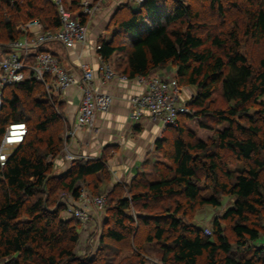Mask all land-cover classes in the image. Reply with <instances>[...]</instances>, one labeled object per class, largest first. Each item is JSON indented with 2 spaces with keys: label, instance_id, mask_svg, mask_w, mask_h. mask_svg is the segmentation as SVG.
I'll return each mask as SVG.
<instances>
[{
  "label": "trees",
  "instance_id": "obj_1",
  "mask_svg": "<svg viewBox=\"0 0 264 264\" xmlns=\"http://www.w3.org/2000/svg\"><path fill=\"white\" fill-rule=\"evenodd\" d=\"M63 1L71 12L81 8L82 0ZM230 13L236 15L232 25ZM32 20L45 31L61 27L51 0H0V44L26 36L21 25ZM81 21L86 23L87 16L81 15ZM109 28L114 35L108 41L99 38V53L117 72L137 78L172 66L179 85L195 91L187 99L194 114L180 115L178 126L166 129L177 134L156 144L167 160L156 163L158 180L136 176L130 197L121 193L114 201L106 195L99 252L107 259L102 264H115L110 256L116 252L109 253L107 239L115 245L132 233L137 236L136 218L145 230L137 260L128 264H146L145 248L151 243L161 252V264H264V247L255 245L264 228V53L254 65L242 50L251 43L264 45V0H144L137 9L122 4ZM217 92L225 107L216 106ZM58 107V98L34 80L3 90L0 142L10 123L25 122L28 132L0 167V264H92L78 255L82 223L70 208L79 200V182L91 178V194L103 195L107 162L102 156L80 158L64 174H53L50 159L64 144ZM191 118L215 129V138H197L187 126ZM222 123L228 126L217 129ZM225 151L241 168L227 169ZM203 179L212 186L211 196L203 194ZM224 196L234 197V204L213 220L212 232L179 217L184 206L220 207ZM167 199H177L176 208L158 209ZM136 204H141L137 217L129 213ZM243 248L253 255L241 253Z\"/></svg>",
  "mask_w": 264,
  "mask_h": 264
},
{
  "label": "built area",
  "instance_id": "obj_2",
  "mask_svg": "<svg viewBox=\"0 0 264 264\" xmlns=\"http://www.w3.org/2000/svg\"><path fill=\"white\" fill-rule=\"evenodd\" d=\"M51 1L57 6L61 27L45 31L39 20H32L21 25L26 36L5 45L0 44V109L3 90L26 80L42 83L47 94L58 99L74 88L77 95L75 119L65 137V142L69 141L73 146L83 128L92 131L98 114L110 110L114 97L104 87L114 79L127 81L130 78L103 60L99 53L101 44H92L90 41V20L102 0H82L81 8L76 12L69 11L63 0ZM81 15L87 16L86 23L81 21ZM52 43H58L68 50L92 46L100 63L96 67L84 61L79 54L80 73L76 74L65 67L47 47ZM137 79L141 90L129 99L130 124L137 125L147 118L163 128L177 127L179 116L191 113L188 100L184 97L185 90L176 77L150 74ZM27 132L25 122L10 123L6 127L0 142V167L6 165L13 151L25 140ZM72 146L67 147L65 144L67 152L63 157L70 163L83 158L75 153ZM106 204V196L93 195L83 188L77 204L70 211L83 225L91 226L94 223L99 228L98 221Z\"/></svg>",
  "mask_w": 264,
  "mask_h": 264
},
{
  "label": "rangeland",
  "instance_id": "obj_3",
  "mask_svg": "<svg viewBox=\"0 0 264 264\" xmlns=\"http://www.w3.org/2000/svg\"><path fill=\"white\" fill-rule=\"evenodd\" d=\"M122 5V4H121ZM121 5H116L120 8ZM131 7L133 9H137L139 7V2L137 0H134L131 2ZM118 8V9H119ZM204 10L207 11V7H202ZM237 12V11H235ZM114 11H108V13H101V6H99V9L96 11L95 16L92 20H90L91 26L93 25L94 28H98V32L101 33L105 31V27L109 26V22L112 20V17L114 16ZM209 13V12H208ZM216 14V13H215ZM211 14L212 18H215L217 21L215 24H220L222 19H220L217 14ZM210 15V14H209ZM235 14H228V22L229 25H232V21L235 20L236 15ZM209 17V18H210ZM179 26V24H176ZM229 27V26H228ZM93 28V29H94ZM111 29V28H109ZM110 32V30H108ZM113 35H114V31ZM112 34V33H111ZM110 35V34H109ZM112 35V37H113ZM247 44V43H246ZM243 53L249 56L252 63L255 65L257 64V61L261 58V55L264 53V45H258L251 43L248 46H244L242 48ZM169 68H173L172 66H169ZM159 71V70H158ZM162 74L166 72L164 75L165 77H175V73H169L168 68L161 69ZM175 74V75H174ZM184 88V97L188 99V96L195 91V89L192 88ZM215 101L216 106L225 107L227 104L222 99V96L220 93L215 94ZM58 111L62 115V125L60 126V134L62 138H64V144L62 147L61 152L59 153L60 156L57 158L52 159V165H53V174H56V168L59 164L61 158L64 157L66 151V147H70L71 144L69 141L65 142V137L68 129L70 128V119L66 118V112H65V105L59 101L58 99ZM191 114H194V111L190 108ZM264 116V115H263ZM200 119H193L191 118L187 122V126L194 130L196 132V137L200 138L205 141H210L213 138H215V129H206L199 126ZM228 126L227 123H222L219 126H216L217 129L223 130ZM135 127L128 125L126 127H123L122 129H108V126H105L103 129H101L99 132H93L94 129L91 131L86 137L88 139L86 140V143H81L83 148L85 147L89 153H95L92 155L103 157L107 162V174H108V180L105 182V187L102 188L101 193H103L104 196L108 194L109 199H112L116 201V199L120 196L122 193L126 197H130L131 194L128 191L129 186L131 185L133 178L138 176V180H143L144 182L149 181H156L158 180L159 176L157 174V168L156 163H166V158L164 154L157 150V142L162 139L165 136H170L171 138L177 134V132L168 129L163 128L162 132L159 135V138H155L156 136L153 134V131L150 130L148 127L142 128L139 132L134 131ZM62 130V132H61ZM93 133V134H92ZM158 136V135H157ZM75 153L82 156L81 153L76 152ZM84 155V154H83ZM90 155V154H89ZM51 161V159H50ZM224 163L227 162V169L234 172L237 168H241L242 164L235 160L233 155L229 153L228 151H225L223 154V160ZM63 162V161H62ZM67 171V170H66ZM65 173V172H64ZM63 173V174H64ZM61 175V174H59ZM107 176V175H106ZM210 184V183H209ZM206 180H201L200 185L202 188H204L203 194L205 196H211L214 194V191L212 189V186L209 185ZM78 185L80 186L81 190L87 189V192L91 193V189L93 190L94 182L90 178L88 182H79ZM123 186V187H122ZM117 187V189H116ZM121 187V188H119ZM126 188V189H125ZM119 189V190H118ZM117 190V191H116ZM69 196H62L63 198H68ZM108 204V203H107ZM106 204V207H107ZM234 204V197L231 196H224L223 197V204L220 207L214 208L210 205H196L191 208V206H184L183 210L185 213L181 214L179 217L183 219L187 224L196 225L199 227H202L205 229L206 232H212V225L213 220L216 217H221L223 213L226 212L227 209L231 208ZM165 206L168 208H176L177 206V199H167L163 201V204H159L158 209L161 206ZM105 207V208H106ZM141 207V204H136L132 206L130 210V214L133 216H138L139 208ZM104 208V209H105ZM106 210V209H105ZM161 212V209L158 210ZM152 213H155L154 210L151 211ZM100 220L98 223L100 224L99 228L94 223L91 224V226L86 225H78L80 227V243L77 247L78 255L86 260H89L92 262V264H102L104 261V254L103 251L99 252L100 243L99 239L102 234L103 230V221L105 219V212L103 211L100 215ZM137 219V218H136ZM135 219L134 227L135 230L138 228L139 230H136L137 236H135L134 233L131 234L126 240L114 244H110V241L107 239L108 251L113 254V252H116V255L110 256L112 260H115V264H128L132 260H137V252L136 250L139 248V239L142 234V232L145 230V228L141 227L139 228L140 223H137V220ZM226 231L227 233L233 238V235L231 233L229 225H226ZM98 228V229H97ZM234 240V238H233ZM109 241V242H108ZM141 242V241H140ZM255 245L258 247L263 246L264 247V228L261 231L260 238L255 241ZM112 246V247H111ZM235 246V243H234ZM158 246L156 243L147 244L145 251L148 250L144 255H147L146 258V264H161L160 262V255L161 252L158 251ZM244 255L251 256L253 255V250H246V248L241 249ZM110 253V254H111ZM240 253H237L239 255ZM142 256V255H141ZM115 258V259H114ZM107 259V258H105Z\"/></svg>",
  "mask_w": 264,
  "mask_h": 264
},
{
  "label": "crops",
  "instance_id": "obj_4",
  "mask_svg": "<svg viewBox=\"0 0 264 264\" xmlns=\"http://www.w3.org/2000/svg\"><path fill=\"white\" fill-rule=\"evenodd\" d=\"M132 1L134 0H102V2L100 3L101 13L105 14L108 13V11H114V10L116 11L119 8L116 5L129 4L131 6ZM90 28H91L90 41L92 44L98 42L99 38H103L107 41L110 40L113 35L112 31H114L112 28L109 29L108 23L107 26L105 27V31H103L101 35L98 32L99 31L98 28H94L93 25L91 26V24H90ZM108 30H110V32H108ZM47 47L50 48L57 55V57L60 59V62L65 67H67L70 71L76 74L80 73L79 59H78L79 54L82 55L84 61L96 67L100 63L99 59L95 55L94 49H92V46H87L85 48L78 47L77 49L68 50L58 43H52L47 45ZM111 63L110 65H112ZM168 69H169V73H175L176 71L174 68L168 67ZM152 74H158L164 76L166 72L162 74L161 70L159 71L157 70V71H153ZM104 89L113 95L114 97L113 103L108 112L98 114L93 132L95 133L99 132L105 126H108V129L115 128L116 130L131 125L135 127L134 131H138V132L142 128L148 127L150 130L153 131V134L156 136L155 138H159V135L163 133L162 132L163 127L161 125L153 123L147 118L137 125H132L129 123V114H130L129 99L133 94L138 93L141 90V85L137 78H130L127 81H119L118 79H114L110 83H108L104 87ZM59 101L65 105V112L67 116L66 118L68 119V121L70 119V126H71V124L75 119V113L77 108V95L75 94V89L71 88L70 90H68L64 97L59 98ZM90 133H91L90 130H88L87 128H83L79 132L78 141L74 142L73 146L71 144V146L74 151L76 150V152L81 153L83 158H87V159L99 158V156L94 157L95 155H92L95 153L92 154L89 153L90 154L89 155L88 152L86 151L87 149L85 147L83 148L82 146L83 144L80 146L81 143H86V140L90 136L89 135ZM87 135L88 137H86ZM61 159L62 160H60L56 168L57 171L56 175L63 174L64 172H66V170H68V168L71 165V163L67 161L65 158L62 157ZM101 187L102 188L105 187V183Z\"/></svg>",
  "mask_w": 264,
  "mask_h": 264
}]
</instances>
